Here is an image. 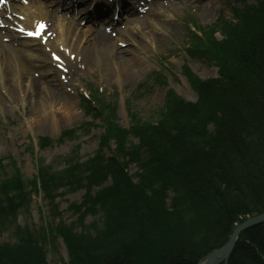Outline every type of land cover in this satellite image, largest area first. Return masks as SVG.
Instances as JSON below:
<instances>
[{
    "label": "trees",
    "instance_id": "1",
    "mask_svg": "<svg viewBox=\"0 0 264 264\" xmlns=\"http://www.w3.org/2000/svg\"><path fill=\"white\" fill-rule=\"evenodd\" d=\"M236 19L223 25L224 41L211 37L195 47L218 67V78L205 81L186 71L195 103L170 92L156 121L133 118L129 129L115 123V109L98 103L93 115L104 133L86 161L69 158L59 172L39 162L30 181L0 163V235L13 230L32 193H42L50 209L36 231L15 226L16 242L0 244V264H48L44 247L56 238L67 250L60 264H193L225 241L234 223L264 209V0ZM131 164L140 170L136 183L126 172ZM107 181L111 186L94 191ZM63 186L86 191L82 207L101 213V225L81 227L80 217L79 231L72 223L51 227L59 215L52 201ZM261 233L264 225L248 231L229 264H263L255 252L264 248Z\"/></svg>",
    "mask_w": 264,
    "mask_h": 264
},
{
    "label": "rangeland",
    "instance_id": "2",
    "mask_svg": "<svg viewBox=\"0 0 264 264\" xmlns=\"http://www.w3.org/2000/svg\"><path fill=\"white\" fill-rule=\"evenodd\" d=\"M257 2L258 0L246 1L250 5H255ZM166 3L167 7L164 5ZM158 6L165 7V14L168 15V18L163 29L157 33L158 46L147 51H143L141 47L137 49L144 57L143 68L136 75L130 73L128 78L122 79L121 82L116 81L112 75L105 79L101 67H98L94 73L82 71L79 77L77 79L75 77L73 83L68 86L69 96L73 99L74 104L73 112H75L73 119L69 122L59 121L60 123H57L55 129H51L46 123L30 128L26 124L29 114L28 107L15 104L7 105L3 109L0 114V160L8 163V158H10L15 166H8L7 174L17 168L22 178L25 181H30L36 173L38 160H42L44 165H51L54 172H59L65 168L66 163L63 162L68 157L73 156L81 161H86L93 156L98 149L99 137L103 132L104 125L100 120L94 121L92 116H86L82 111L80 96L87 90H91L93 93L96 89L103 96L106 104L114 107L117 121L121 126H127L128 116L133 114L135 115L132 120L134 118L138 121L141 119L154 121L163 108L165 95L169 88L174 89L177 96L185 102L192 103L196 100L194 91L181 76L182 67L188 66L190 71L200 79L215 78L217 68L212 63L213 61L205 63L203 59L193 56L191 52H189L191 58L186 56L191 40L196 37L191 34V22L194 21L205 31L210 30L209 27L214 24L219 29L221 25H228L232 18V11L242 8L244 2L240 0H159ZM162 11L164 10L162 9ZM59 15L60 12L56 11V16L60 17ZM129 18L126 17V19ZM220 18L223 21L221 25L219 24ZM218 20L219 22H217ZM124 22H126L125 19ZM123 23L121 22L111 32H128L131 23ZM80 27L82 26L80 25ZM87 27L89 25L85 24V31ZM216 36L218 40L222 39L218 34ZM200 38L203 39V36ZM48 68L51 70V75H49L52 78L51 82L57 84L58 76L55 75L57 67L48 64ZM156 72H160L163 77L160 79L159 76L156 79ZM163 78L166 79V84L162 83ZM63 137L68 139L62 140ZM41 138H45L50 146L44 145L42 148ZM107 154L109 155L108 152ZM126 172L131 176L133 183L138 182L137 175L140 170L136 165L131 164ZM104 186H111L110 182L107 181L102 186L95 187L94 191L96 192ZM85 194L84 189L69 191L66 186L58 188L52 202L53 205H56L59 215L55 216L53 220H49L51 227H55L59 223L66 225L72 223L74 230L79 231L80 225L77 221L80 217L83 218L79 221L82 223L81 227L84 225V228H89L93 223L101 225V213L92 214L84 211L86 208L82 205ZM42 198V193L40 195L31 194L28 210L18 214L13 230H5L0 235V244L16 242L13 236L15 226L26 227L29 231L37 230L40 223L43 222V216L50 215V209L45 206L44 201L42 202ZM72 206H76L73 211L70 208ZM76 223L77 225H75ZM94 235V232L89 233V236ZM44 249L48 264H60V261L66 262L68 259L67 250L60 238L55 239L54 247L46 245Z\"/></svg>",
    "mask_w": 264,
    "mask_h": 264
},
{
    "label": "bare ground",
    "instance_id": "3",
    "mask_svg": "<svg viewBox=\"0 0 264 264\" xmlns=\"http://www.w3.org/2000/svg\"><path fill=\"white\" fill-rule=\"evenodd\" d=\"M53 2L17 0L10 5L8 12L0 14V114L7 105L28 107L26 124L30 128L46 123L55 129L59 121L69 122L73 119V99L68 95L66 85L74 77L77 79L82 71L94 73L101 67L105 79L112 75L119 82L128 78L130 73L138 74L145 64L138 47L143 51L155 49L159 44L157 33L163 29L168 18L166 11L156 9L147 13L141 23L133 24L128 32H120L112 38L102 29L89 28L84 31L74 21V17L69 21L57 19L54 10L48 9ZM72 3L73 7L77 4L76 0ZM86 14L87 10L79 18ZM40 24L45 25V28L39 38L27 35L28 32H35ZM54 56L58 59H54ZM52 61L63 67L64 74L57 84L47 81L51 72L46 66ZM263 225L264 209L244 216L233 224L225 241L198 255L193 264H202L211 254L221 259L218 250L226 244L227 248H231L230 256L218 264H229L238 244L240 247L246 244L247 232ZM261 235L264 239V234ZM230 236L233 242H228ZM260 250L264 253V248ZM261 251L255 248L264 264Z\"/></svg>",
    "mask_w": 264,
    "mask_h": 264
},
{
    "label": "water",
    "instance_id": "4",
    "mask_svg": "<svg viewBox=\"0 0 264 264\" xmlns=\"http://www.w3.org/2000/svg\"><path fill=\"white\" fill-rule=\"evenodd\" d=\"M263 221V220H262ZM262 221H260V222H262ZM259 221H258V223H260ZM247 228V227H246ZM232 236V235H231ZM230 236V238H229V240H228V242L230 241V242H233L232 241V238L233 237H231ZM233 246V245H232ZM218 252H219V254H221V256H222V258L221 259H219V258H217V257H215L214 255H208L207 256V258L205 259V261L202 263V264H218V263H220V262H224V261H226L228 258H229V254L231 253V248H227V244H226V246L225 247H222L221 249H219L218 250ZM201 263V262H200Z\"/></svg>",
    "mask_w": 264,
    "mask_h": 264
},
{
    "label": "snow or ice",
    "instance_id": "5",
    "mask_svg": "<svg viewBox=\"0 0 264 264\" xmlns=\"http://www.w3.org/2000/svg\"><path fill=\"white\" fill-rule=\"evenodd\" d=\"M0 2H2V0H0ZM44 28H45V25L40 24V25H38V30L36 32H28L27 35L30 37L35 36V37L39 38L42 35V31ZM21 31H23V29H21ZM53 58L58 59V57H55V56Z\"/></svg>",
    "mask_w": 264,
    "mask_h": 264
}]
</instances>
